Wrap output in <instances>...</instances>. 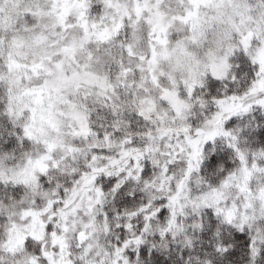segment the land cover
Returning <instances> with one entry per match:
<instances>
[{
  "label": "snow or ice",
  "instance_id": "snow-or-ice-1",
  "mask_svg": "<svg viewBox=\"0 0 264 264\" xmlns=\"http://www.w3.org/2000/svg\"><path fill=\"white\" fill-rule=\"evenodd\" d=\"M0 264H264V0H0Z\"/></svg>",
  "mask_w": 264,
  "mask_h": 264
}]
</instances>
